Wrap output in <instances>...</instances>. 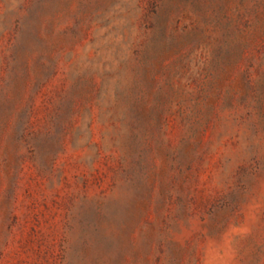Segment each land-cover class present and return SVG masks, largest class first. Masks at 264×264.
<instances>
[{
    "label": "rangeland",
    "instance_id": "374dc122",
    "mask_svg": "<svg viewBox=\"0 0 264 264\" xmlns=\"http://www.w3.org/2000/svg\"><path fill=\"white\" fill-rule=\"evenodd\" d=\"M0 264H264V0H0Z\"/></svg>",
    "mask_w": 264,
    "mask_h": 264
}]
</instances>
